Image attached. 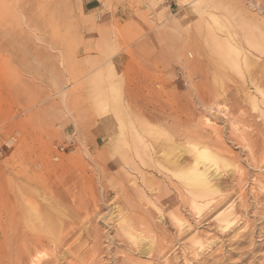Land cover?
Returning a JSON list of instances; mask_svg holds the SVG:
<instances>
[{"label": "rangeland", "instance_id": "rangeland-1", "mask_svg": "<svg viewBox=\"0 0 264 264\" xmlns=\"http://www.w3.org/2000/svg\"><path fill=\"white\" fill-rule=\"evenodd\" d=\"M97 1L0 0V264H264V0Z\"/></svg>", "mask_w": 264, "mask_h": 264}, {"label": "bare ground", "instance_id": "bare-ground-1", "mask_svg": "<svg viewBox=\"0 0 264 264\" xmlns=\"http://www.w3.org/2000/svg\"><path fill=\"white\" fill-rule=\"evenodd\" d=\"M249 66V65H248ZM248 70V69H247ZM262 70V69H261ZM250 72V71H249ZM260 85V84H259ZM258 85V86H259ZM263 89V88H262ZM262 103H263V105H264V96H263V99H262ZM254 146V145H253ZM203 148V147H202ZM251 150V149H250ZM207 152V151H206ZM257 152V151H256ZM204 152L202 151V154H203ZM222 155V154H221ZM260 155H262V153H260V152H258V155H257V157H255V159H257V158H259L260 157ZM201 156V155H200ZM207 156H209V155H206V158H208ZM211 156V155H210ZM198 157V156H197ZM191 158H193V157H191ZM203 158V157H202ZM251 159V158H250ZM200 160V159H199ZM191 161V160H190ZM189 162H187V164H188ZM251 163V162H250ZM186 164V165H187ZM183 166V165H182ZM181 166V167H182ZM213 165H211L210 163L208 164V162H205V163H203V166L202 167H199V166H193V167H191V169H190V171H191V175H190V178L191 179H193V180H195L196 181V185H198V186H204V187H206L207 188V191H213V190H216V189H218V187H220L221 185H220V183H219V181H218V175H219V172H217V171H213V173L211 172V168L213 169V167H212ZM176 169H179L178 168V166H177V168ZM175 169V170H176ZM182 172V171H181ZM187 177V176H186ZM218 181V182H217ZM222 187V186H221ZM198 188V187H197ZM193 190V189H192ZM201 191V190H200ZM204 192V191H203ZM214 192V191H213ZM200 193V192H199ZM202 193V192H201ZM217 204V203H216ZM216 206V205H215ZM238 206H240V205H238ZM238 206H237V209H238ZM243 206H245V205H243ZM234 210V213L233 214H235L236 212H238V210ZM241 210H243V209H241ZM231 213V212H230ZM245 213V212H244ZM228 217H230L229 215H228ZM229 219V218H228ZM228 219H226L225 220V222H224V224H226V222H230ZM230 220H233V219H230ZM227 226V225H226ZM242 236H243V234L241 235V238H242ZM244 237V236H243ZM236 242V241H235ZM238 242V241H237ZM236 242V243H237ZM240 242V241H239ZM145 244V243H144ZM147 245V244H146ZM239 245V244H238ZM148 246V245H147ZM143 247V246H142ZM149 246L148 247H143L142 249H141V251L139 252L140 254H147L148 252H149ZM151 249V248H150ZM37 258H38V256H37ZM38 261H39V259H37ZM36 260V261H37ZM37 261V262H38ZM34 263V262H33Z\"/></svg>", "mask_w": 264, "mask_h": 264}, {"label": "crops", "instance_id": "crops-1", "mask_svg": "<svg viewBox=\"0 0 264 264\" xmlns=\"http://www.w3.org/2000/svg\"><path fill=\"white\" fill-rule=\"evenodd\" d=\"M96 0H86L87 8L88 9H96L99 7V3ZM112 13V12H111ZM109 14L108 12L100 13L98 16V21L96 23L97 29L101 32H107L110 30L113 24V13Z\"/></svg>", "mask_w": 264, "mask_h": 264}]
</instances>
